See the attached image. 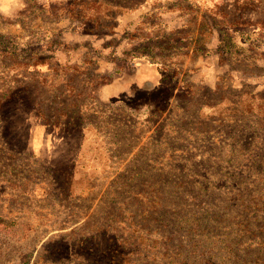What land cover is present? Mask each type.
<instances>
[{
  "label": "rangeland",
  "instance_id": "obj_1",
  "mask_svg": "<svg viewBox=\"0 0 264 264\" xmlns=\"http://www.w3.org/2000/svg\"><path fill=\"white\" fill-rule=\"evenodd\" d=\"M233 26L244 33L229 49L218 31ZM256 96L264 0H0V264H172L162 225L174 226L173 245L201 243L174 221L207 209L172 183L203 166L216 116L234 104L257 116ZM156 201L162 225L145 222ZM140 235L146 250L126 256L119 245ZM215 237L218 262L225 244L250 247Z\"/></svg>",
  "mask_w": 264,
  "mask_h": 264
},
{
  "label": "trees",
  "instance_id": "obj_2",
  "mask_svg": "<svg viewBox=\"0 0 264 264\" xmlns=\"http://www.w3.org/2000/svg\"><path fill=\"white\" fill-rule=\"evenodd\" d=\"M243 28L244 26H233L230 29L219 30L218 34H224L222 43L223 39H227L226 47L233 49L236 46L233 43L236 34H243ZM256 32L257 30L253 27L247 38L248 42L257 36ZM243 50L247 49L243 47L241 51ZM156 71L155 75L157 76L160 71L158 69ZM112 83L114 84L115 81ZM145 84L147 87L150 82L147 81ZM111 85L107 84L105 87ZM256 97L258 98L253 102L258 103L257 111L253 112L258 117L252 116L253 114H244L239 105L235 104L233 108L224 111L226 115H217L216 126L208 127L205 132L206 134L220 133V139L206 153L203 166H199L201 168L197 171L195 178L189 179L185 176L172 183L170 193L188 197V199L197 202L196 206L203 205L207 208L202 213L182 212L181 218L174 221L182 227H189L188 233L199 235L204 240L201 243L173 245L176 238L172 235L174 226L172 225L167 229V224L162 225L161 222L166 214L160 211V202H150L147 206L149 209L155 207L159 209L160 212L156 211L154 216L148 211L143 212L146 217L145 222L149 221L152 224L162 225L163 231L160 238L163 240V248L168 251L174 247L178 249L177 253L170 252L172 256H175L172 258V264H204L205 260H199L204 256H208L209 264H264V96ZM14 103L12 121L16 123L20 121V116L23 113L20 101L17 99ZM213 119H207V123H211ZM199 135H203V132H199ZM224 166L233 169L235 173L229 174L227 178L207 175V170L213 173L222 172ZM178 171H187L186 166H180ZM189 171L194 170L190 168ZM226 184L231 185V193L223 197V202H216L217 197L221 194L216 193V191H219ZM149 188H151L152 196L155 198L160 196L156 194L160 193L158 182L155 185H149ZM230 216L234 217L230 218ZM223 224L235 227L231 235L230 230L222 226ZM220 229L225 230V232L219 233ZM215 234L223 236L226 240H231L230 245L243 247L250 245L251 248L233 250L229 248L228 244H225L223 254H228V256L221 259L222 262H218L216 253L222 249L224 244L223 241H213L216 240ZM139 238L138 243L125 240L122 245L118 244L128 252L125 254L126 256H131L133 250H137L136 253L138 254H143L146 250L143 235H140ZM130 242L133 246L125 245L130 244ZM116 247L119 248L117 245ZM184 248L187 250H183ZM241 253L244 254L243 257H240L239 254ZM230 256L234 259L229 260ZM111 261L114 263L113 257H111Z\"/></svg>",
  "mask_w": 264,
  "mask_h": 264
}]
</instances>
